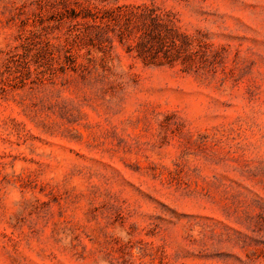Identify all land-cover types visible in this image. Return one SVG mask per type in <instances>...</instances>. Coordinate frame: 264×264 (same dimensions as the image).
<instances>
[{
    "label": "rangeland",
    "instance_id": "rangeland-1",
    "mask_svg": "<svg viewBox=\"0 0 264 264\" xmlns=\"http://www.w3.org/2000/svg\"><path fill=\"white\" fill-rule=\"evenodd\" d=\"M0 264H264V0H0Z\"/></svg>",
    "mask_w": 264,
    "mask_h": 264
}]
</instances>
